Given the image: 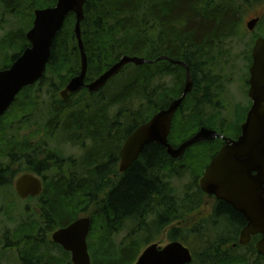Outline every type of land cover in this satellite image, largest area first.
I'll use <instances>...</instances> for the list:
<instances>
[{
  "label": "trees",
  "instance_id": "trees-1",
  "mask_svg": "<svg viewBox=\"0 0 264 264\" xmlns=\"http://www.w3.org/2000/svg\"><path fill=\"white\" fill-rule=\"evenodd\" d=\"M56 2L0 0V25L11 26L0 36V70L8 68L29 46L26 33L32 26L34 11L53 7ZM246 3L86 0L81 23L87 57L85 83L92 82L124 55L155 62L125 66L95 94L82 89L62 99L59 93L80 71L73 32L75 17H66L53 40L43 77L24 88L0 118V189H9L23 173L44 179L42 194L32 199L39 202L38 226L32 223L14 233L16 244L24 245L20 264H71L63 250L55 256L40 249L52 245H46L48 235L68 226L88 208L91 264H134L143 246L152 244V238L161 233L170 242L188 246L190 264H264V256L255 246L250 247L259 236L251 238L247 255L233 253L241 247L239 233L246 222L228 204L213 200L209 213H198L205 197L199 180L221 148L220 139L190 147L179 160L168 157L163 147L150 144L125 172H118L119 150L126 137L182 94L185 68L159 59L162 56L184 63L193 82L192 92L173 117L168 142L177 147L201 127L225 136L239 134L248 108L234 109L237 114L243 111L238 123L226 121L214 103V81L205 75L209 76L225 59L227 39L236 35ZM245 60L250 66V53ZM127 69L131 73L122 76ZM111 86L114 91L104 95ZM41 103L46 105L47 139L19 140L18 129L15 136L5 135L6 128L15 124H32L30 119ZM113 107L118 112L110 117L109 109ZM60 137L80 144L83 155L79 160L64 161L57 149L45 145L51 143L49 138L54 141ZM184 175H189L191 182L180 199L171 181ZM125 227L131 228L130 232L116 245L114 238Z\"/></svg>",
  "mask_w": 264,
  "mask_h": 264
},
{
  "label": "water",
  "instance_id": "water-1",
  "mask_svg": "<svg viewBox=\"0 0 264 264\" xmlns=\"http://www.w3.org/2000/svg\"><path fill=\"white\" fill-rule=\"evenodd\" d=\"M86 0H57L53 7L36 9L31 29L26 33L29 46L6 69L0 70V118L9 110L18 94L26 87L37 83L44 75L50 51L56 34L63 27L69 14L75 17L74 35L80 54V71L69 80L60 92L62 99L82 89L95 94L115 78L125 66H142L148 60L124 55L116 63L90 83H85L87 57L83 51L81 23L84 20ZM257 20L250 21L251 31ZM249 68L248 97L252 104L241 124L240 136L228 139L215 130L201 127L194 135L177 147L168 142L172 120L183 100L192 90L189 68L180 61L163 59L185 67V83L179 98L154 114L146 123L130 133L119 151V173L125 172L140 156L143 149L156 144L175 160L181 159L192 146L216 139L224 145L205 168L200 180V190L207 196L230 205L242 214L245 227L239 234L238 245L246 246L251 238L259 235L256 251L264 256V38H258L251 52ZM14 191L21 200L35 198L42 194V179L32 173L19 175L14 180ZM91 228L89 217L78 218L68 226L52 233L51 240L70 254L71 264H91L87 238ZM190 250L178 241L164 246L157 243L148 245L134 264H190Z\"/></svg>",
  "mask_w": 264,
  "mask_h": 264
},
{
  "label": "rangeland",
  "instance_id": "rangeland-1",
  "mask_svg": "<svg viewBox=\"0 0 264 264\" xmlns=\"http://www.w3.org/2000/svg\"><path fill=\"white\" fill-rule=\"evenodd\" d=\"M241 13L242 15L236 35H233L227 39V47L224 48V51L227 52V54L225 55V59L223 61H220L219 66L213 69L209 76L205 75L206 77L214 81L212 82L211 93L215 96L214 103L216 104L217 110L220 111L222 117L230 123H238V121H240L242 117L243 111L241 110L237 114L234 109L237 106L244 107L248 104V87L245 82L249 78V65L246 63L245 57H247L248 53H250L251 56V51L255 39L257 37H264V0H247L245 8ZM255 17H259L260 21L256 24L253 31L250 32L248 31L246 24L250 19ZM10 29L11 26L8 24H4L3 27H1L0 25V36H2L6 31H9ZM130 73L131 70L127 69L124 71L122 76L129 75ZM169 78L172 79L173 77L171 76ZM170 79L168 84L170 83ZM118 82L119 81L117 80L112 84V86L115 87L116 83ZM112 86L110 90L104 95H109L114 91V88ZM219 92H221V94H219ZM77 97L78 96L76 95L73 98V101H75ZM45 107L46 105H42L41 103L40 107L35 110L36 113L34 112L30 119L32 124H23L21 126L15 124L11 126L10 129L6 128L5 135L15 136L13 134L18 129L17 138L19 140L40 141L43 139H47L46 131L44 129V124L47 120V116L46 114L44 115L45 111L43 110ZM116 112H118L117 107L109 109V116L112 117V115ZM42 116H45V118H43ZM39 117H41L42 119L39 120ZM52 133L53 132H51V134ZM233 135L234 133H232L230 136ZM48 140L51 141V143L45 145H47L48 147L51 146L54 150L57 149L64 161L76 159L79 160V158L83 155L80 144L75 145L62 137L57 138V140L54 141L52 140V138H49ZM88 143L89 142L87 141V144ZM14 180L12 182V186L9 189H0V264H20L19 254L20 252L24 251V245L19 244L18 242L16 244V241L13 240L14 233L18 229H21L26 225H31L32 223H35L37 225L38 223L36 209L38 208L37 206L39 202L32 199H27L25 201L19 199L14 191ZM189 182H191L189 175H184L178 180L171 181V187L174 190V194L178 198L181 199L184 196ZM212 203L213 199L204 197L203 204L198 213H209ZM90 214L91 209L88 208V210L80 214L79 218L89 217L91 220ZM196 216L198 217L199 215ZM130 229L131 228L129 227H125L118 234V236L114 238L116 245H119L123 241V239L130 232ZM51 236L52 234L48 235L46 245L48 244V242H51L52 245L48 246V248L43 246V249H40V251H44L45 253L49 251V254L58 256V254H60L61 250L63 249H59L57 247L58 245L56 246L55 243L52 242ZM152 241V243H157L159 246H164L168 242H170L166 240V234L162 235V233L159 236L153 237ZM87 242H89L88 238ZM94 242L95 240L93 239V243ZM256 242L257 240L252 242L250 247L254 248ZM183 245L188 247L185 244ZM147 246L148 245H144L141 249V252ZM249 250V247L246 245L241 246L236 250V252L233 253L242 256L247 255ZM67 254L69 255L70 259V254Z\"/></svg>",
  "mask_w": 264,
  "mask_h": 264
},
{
  "label": "flooded vegetation",
  "instance_id": "flooded-vegetation-1",
  "mask_svg": "<svg viewBox=\"0 0 264 264\" xmlns=\"http://www.w3.org/2000/svg\"><path fill=\"white\" fill-rule=\"evenodd\" d=\"M253 20H257V23H258V22L260 21V18H259V17L252 18V19H250V20L247 22V24H248L250 21H253ZM257 23H256V24H257ZM247 24H246V26H247ZM256 24H255V26H256ZM255 26H254V27H255ZM247 29H248V28H247ZM253 29H254V28H253ZM253 29H252L251 31H253ZM248 31H249V30H248ZM251 31H250V32H251ZM258 38H264V37H257V38L255 39V41H256ZM255 41H254V43H255ZM251 52H252V51H251ZM165 58H167V57H165ZM159 59H163V56L160 57ZM163 60H165V59H163ZM166 61H168V60H166ZM154 62H155V61H149V63H151V64L154 63ZM168 62H169V61H168ZM251 64H252V57H251ZM251 64H250V66H251ZM250 66H249V68H250ZM183 68H185V67L183 66ZM248 73H249V72H248ZM249 78H250V75H249ZM249 78H248V80L246 81V85H247V87H248V91H249V82H248V81H249ZM190 79H191V78H190ZM191 81H192V80H191ZM184 83H185V81H184ZM192 83H193V82H192ZM86 84H87V83H86ZM183 87H184V85H183ZM84 89H85V88H84ZM192 89H193V86H192ZM182 91H183V89H182ZM191 92H192V90L190 91V93H191ZM187 95H188V94H187ZM247 100H248V104L245 105L244 107H247L248 110H249L250 107H251L252 102H251V100H250L249 97H248V92H247ZM168 105H169V104H168ZM164 109H165V108H164ZM161 110H162V109H161ZM248 110H247V112H248ZM159 111H160V110H159ZM159 111H157V112H159ZM157 112H156V113H157ZM156 113H155V114H156ZM246 114H247V113H246ZM152 116H153V115H152ZM245 118H246V116H245ZM150 119H151V118H150ZM150 119H149V120H150ZM244 121H245V119H244ZM244 121H243V122H244ZM243 122H242V123H243ZM145 123H146V122H145ZM242 123H241V124H242ZM241 124H240V126H241ZM215 131H216V130H215ZM216 132H217V131H216ZM217 133H218V132H217ZM219 134H220V133H219ZM240 134H241V130H240V132H239L238 135H235V136L233 135V136H229V137H228V136H224V135H223V136L226 137V138H228V139H231V140L235 141V140L240 136ZM221 135H222V134H221ZM126 138H127V137H126ZM220 140H221V139H220ZM124 141H125V140H124ZM221 141L223 142V144H222V146H223L225 143H224L223 140H221ZM122 145H123V144H122ZM155 145H156V144H155ZM222 146H221V147H222ZM121 147H122V146H121ZM120 149H121V148H120ZM220 149H221V148H220ZM220 149H219V150H220ZM219 150H218V151H219ZM119 151H120V150H119ZM217 153H218V152H217ZM217 153H216V154H217ZM216 154H215V155H216ZM215 155H214V156H215ZM214 156H213V157H214ZM168 157H169V156H168ZM213 157H212V158H213ZM211 160H212V159H211ZM210 162H211V161H210ZM119 163H120V159H119V162H118V172H119ZM208 165H209V164H208ZM208 165H207V166H208ZM204 170H205V169H204ZM203 172H204V171H203ZM23 174H25V173H23ZM32 174H33V173H32ZM35 175H36V174H35ZM37 176H38V175H37ZM38 177L42 179V183L44 184V179H43L42 177H40V176H38ZM204 195H205V194H204ZM38 197H39V196H38ZM38 197H35V198H38ZM205 197H207V198H211V199H213V200H216L213 196H207V195H205ZM28 199H34V198H33V197H32V198L30 197V198H28ZM26 200H27V199H26ZM24 201H25V200H24ZM217 201H219V200H217ZM226 204H227V203H226ZM229 206H230V205H229ZM230 207H231V206H230ZM231 208H232V207H231ZM232 209H233V208H232ZM236 212H237V211H236ZM237 213H239V212H237ZM239 214H240V213H239ZM240 215L242 216V214H240ZM242 217H243V216H242ZM243 218H244V217H243ZM244 220H245V219H244ZM245 222H246V220H245ZM245 225H246V224H245ZM244 227H245V226H244ZM244 227H243V228H244ZM243 228H242V229H243ZM59 229H60V228H59ZM242 229H241V230H242ZM56 230H58V229H56ZM56 230H55V231H56ZM241 230H240V232H241ZM239 234H240V233H239ZM256 236H259V235H256ZM260 238H261V236H259V239H260ZM259 239H258V240H259ZM238 240H239V239H238ZM258 240H257V241H258ZM58 246H59V245H58Z\"/></svg>",
  "mask_w": 264,
  "mask_h": 264
},
{
  "label": "bare ground",
  "instance_id": "bare-ground-1",
  "mask_svg": "<svg viewBox=\"0 0 264 264\" xmlns=\"http://www.w3.org/2000/svg\"><path fill=\"white\" fill-rule=\"evenodd\" d=\"M80 55V54H79ZM181 62V61H180ZM179 66H182V65H179ZM183 67V66H182Z\"/></svg>",
  "mask_w": 264,
  "mask_h": 264
}]
</instances>
